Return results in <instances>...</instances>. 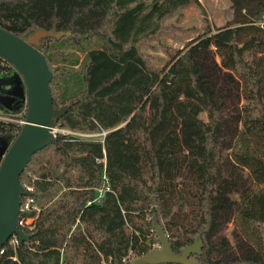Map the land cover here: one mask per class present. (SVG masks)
<instances>
[{
    "label": "trees",
    "instance_id": "obj_1",
    "mask_svg": "<svg viewBox=\"0 0 264 264\" xmlns=\"http://www.w3.org/2000/svg\"><path fill=\"white\" fill-rule=\"evenodd\" d=\"M230 2L229 23L159 68L141 43L200 0H0L7 30L52 33L35 46L53 72L54 107H66L55 125L108 131L103 141L57 132L33 154L21 182L34 186L40 211L19 218H35L34 230L23 228L35 234L8 241L0 264H130L160 245L154 218L176 252L201 235L203 253L192 255L201 264H264V0ZM56 34L73 47L102 42L68 95L61 78L70 70L51 63ZM13 69L0 56V70ZM22 127L0 119V135Z\"/></svg>",
    "mask_w": 264,
    "mask_h": 264
},
{
    "label": "water",
    "instance_id": "obj_2",
    "mask_svg": "<svg viewBox=\"0 0 264 264\" xmlns=\"http://www.w3.org/2000/svg\"><path fill=\"white\" fill-rule=\"evenodd\" d=\"M36 32H43L40 41L43 36L51 33L38 29L25 39L0 25V56L14 65L15 70L22 76L27 90L26 119L21 131L16 137L14 136L5 153L1 147L3 139L9 134L0 135V250L14 235L24 241L35 234L24 231L18 224L23 197L31 194L21 182V175L34 153L56 143L55 120L66 109V107L59 109L54 107L50 85L53 72L45 54L35 46L39 44L33 40ZM154 229L160 245L135 258L130 264L168 262L201 264L192 257L193 254L203 253L201 235H198L195 241L181 252H176L158 218H154ZM115 264H121L120 260L116 259Z\"/></svg>",
    "mask_w": 264,
    "mask_h": 264
},
{
    "label": "rangeland",
    "instance_id": "obj_3",
    "mask_svg": "<svg viewBox=\"0 0 264 264\" xmlns=\"http://www.w3.org/2000/svg\"><path fill=\"white\" fill-rule=\"evenodd\" d=\"M200 2V5L184 6L166 18L164 24L168 28L162 30L159 36L141 43V50L157 67H164L171 59L172 53L197 39L208 28L216 30L225 26L233 18L230 0H200ZM42 33L36 32L33 40L40 43ZM56 36L60 38V42L56 43L60 52L50 54L51 63L53 66H61L70 70L71 76L69 78H61V90L68 95L83 87L81 75L86 53L92 48L100 47L102 42L94 38L84 42L80 47H73L61 34ZM47 53L49 55V52ZM26 91L25 82L17 70L13 69L8 73L0 70V101L8 107L1 114L2 117L8 121L23 122L25 120L24 115L27 111ZM203 116L206 118V114ZM62 131L67 132L66 129H62ZM102 138H104L103 132H97L92 137V139L97 140ZM13 139V134H9L3 139L1 150L4 153ZM224 153L226 154L228 151H224ZM232 227L233 223H230L224 229V233L230 234Z\"/></svg>",
    "mask_w": 264,
    "mask_h": 264
},
{
    "label": "built area",
    "instance_id": "obj_4",
    "mask_svg": "<svg viewBox=\"0 0 264 264\" xmlns=\"http://www.w3.org/2000/svg\"><path fill=\"white\" fill-rule=\"evenodd\" d=\"M0 119H5V118L0 115ZM66 130H67V132L62 131L61 128L57 127L54 130V132H55L56 135H57V132L70 133V134H72V135H74L76 137L85 138V139H92V137L95 136L96 133H97V132L73 131V130H69V129H66ZM102 132H103V135L105 137V135L107 134L108 131H102ZM101 140L103 141L104 139L102 138ZM105 179H107L106 176H105ZM24 185H25L27 190H29L30 192L33 191V189H34L33 185H31V184H24ZM109 189H110L109 187H107V189H99L98 198L102 197L104 195L105 191L109 190ZM24 197H26V198L23 199L22 206H21V213H25V212H28L30 210L40 211V207L36 203V200H35L34 196H32L30 194V195H26ZM21 213H20V215H21ZM18 224H19V226L22 229L25 228V227H28L29 230H34V228H35V218L27 217V216L23 215V216H21V218H19ZM9 241H11L13 244L16 245L19 242V237L17 235H14L13 237H11V239ZM1 252H3V250H1ZM123 261H124V264H128L129 263L128 262V258H124Z\"/></svg>",
    "mask_w": 264,
    "mask_h": 264
},
{
    "label": "flooded vegetation",
    "instance_id": "obj_5",
    "mask_svg": "<svg viewBox=\"0 0 264 264\" xmlns=\"http://www.w3.org/2000/svg\"><path fill=\"white\" fill-rule=\"evenodd\" d=\"M3 105H6L5 103L2 102Z\"/></svg>",
    "mask_w": 264,
    "mask_h": 264
}]
</instances>
